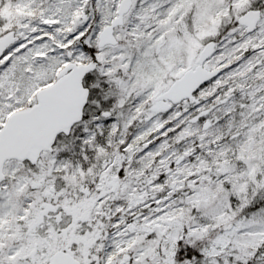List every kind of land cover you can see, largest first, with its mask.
<instances>
[{
	"label": "snow or ice",
	"instance_id": "6c2138e0",
	"mask_svg": "<svg viewBox=\"0 0 264 264\" xmlns=\"http://www.w3.org/2000/svg\"><path fill=\"white\" fill-rule=\"evenodd\" d=\"M0 264H264V0H0Z\"/></svg>",
	"mask_w": 264,
	"mask_h": 264
}]
</instances>
